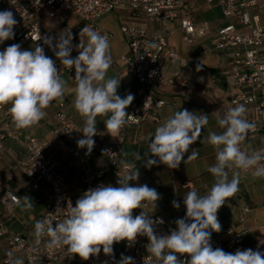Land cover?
Returning a JSON list of instances; mask_svg holds the SVG:
<instances>
[{"label": "clouds", "instance_id": "1", "mask_svg": "<svg viewBox=\"0 0 264 264\" xmlns=\"http://www.w3.org/2000/svg\"><path fill=\"white\" fill-rule=\"evenodd\" d=\"M10 10L0 11V44L14 39V27L17 24ZM64 30L53 44L52 37H41L43 43L54 51L63 66L75 70V102L77 112L84 117L83 138L77 141L78 148H86L88 153L94 148L93 137L97 134V117L104 120L105 129L112 137H118L120 130L134 117L126 109L133 103L134 94L121 98L117 94L121 79L108 78L107 72L112 65L110 44L107 35H101L85 26L80 31V42L75 46L78 55L73 58L72 34ZM87 37V43L82 37ZM156 47L155 44L150 45ZM197 71L201 66L197 65ZM68 91L67 82L61 77L55 61L45 55L39 44L34 50H23L20 44H12L0 51V106L11 104L9 112L12 123L17 129H28L39 124L45 117V109L54 100H62ZM247 108L240 104L228 109L223 118L217 119L222 132H209L201 143L212 145L216 149V163L208 171L215 178L210 190L200 195L196 190L184 195L186 214L175 221L176 227L168 234H156L155 225L162 220H153L145 207H156L160 194L148 185L132 186L129 181L139 179V171L129 172L117 179L118 186L99 185L89 188L71 205L66 218L55 227L51 222L37 221L35 235L37 239L44 235L50 237V248H65L72 255H78L87 261L98 256L101 249L105 256H113V245L127 241L131 247L138 236H146L149 243L147 252L160 264H264V252L259 250H239L225 252L210 243L211 229L221 231L218 210L239 190L240 172L253 170L257 178H264V149L242 150L249 131L255 130V124L245 118ZM208 124V115L179 110L156 128L148 142V153L157 159L146 158V167L164 164L176 169L181 162L195 160L199 152L193 149L184 160L185 154L201 136V130ZM141 157L137 153V160ZM122 163H124L122 161ZM127 168V164H124ZM227 169V170H226ZM25 196V200L27 201ZM174 208L180 203L172 201ZM25 210L32 204L26 203ZM143 209L133 216V210ZM187 254V261L178 259ZM9 264H24L22 258H14L8 252ZM118 264H135L133 257L121 256Z\"/></svg>", "mask_w": 264, "mask_h": 264}, {"label": "crops", "instance_id": "2", "mask_svg": "<svg viewBox=\"0 0 264 264\" xmlns=\"http://www.w3.org/2000/svg\"><path fill=\"white\" fill-rule=\"evenodd\" d=\"M261 7L260 22L264 24V0H256ZM252 13L256 12L251 8ZM187 16L197 23L206 22L207 29L200 37L194 38L190 43L182 39L183 30L179 21L175 20L169 23L166 37L168 45L179 55V63L171 66L175 69L179 64L182 72L192 80L191 89H184L178 84L168 86H158L154 88V93L165 100L162 109V122H145L137 126H130L126 129L123 139L112 137L105 129L104 120L107 117H97V134L93 137L95 145L91 153L86 148L76 147L71 150L76 140L83 138L82 128L84 126V117H82L74 107L75 102V70L73 73L60 71L61 77L67 82L68 91L64 96L63 110L72 118L75 128L70 135L61 136L56 133L58 126L56 104H51L45 109L46 115L38 125L28 129H17L9 116L11 104L4 105L0 109V196L5 189L16 194L19 198L18 204L11 210L6 209L0 203V231L6 234L25 235L33 232V227L37 221H40L47 198L50 196V190L43 185L34 187L32 181L25 173L15 167V163L25 157L26 150L24 136L34 137L43 147V152L50 157L57 169L62 172L66 180L70 183L73 194H79L83 187V171L86 167L103 168L106 166L104 157L97 149V142L101 145H112L122 143L121 160L134 164L133 171H139V179L129 181L132 186L148 185L154 188L160 194V199L156 202V207L148 205L145 211L151 216H158L166 223L175 222L181 215L186 214V208L183 200L184 195L191 190H196L198 194H206L215 183V178L208 171L209 166L216 163V149L207 143H201L206 140L209 132L220 133L223 131L217 123L218 117L221 118L220 109L227 106L231 96L238 92L231 79L232 50L230 48H216L212 42V36L217 27L223 22L221 8L216 0L208 3L206 0H192ZM141 18L134 17L124 10H113L104 13L99 24L102 28L111 31L113 36L109 39L112 64L126 52L123 35L120 26L123 23L141 21ZM14 32L23 26V23L17 20ZM49 37L53 38V43L59 38V34L67 30L65 34H72L73 51L71 56L75 58L79 53L75 46L79 44L80 31L87 24L80 21L76 16L71 15L68 19L61 17H46L42 22ZM87 43V37H82ZM31 42L23 46V50H34ZM202 50H206L203 53ZM197 65H205L206 70L197 71ZM74 69V68H73ZM121 79L117 94L126 97L125 81L126 76L120 67L113 68L112 65L107 72L106 79ZM128 109V108H127ZM126 109V110H127ZM187 109L197 114L208 115V124L201 130V136L190 146L189 152L185 154L184 160L193 149L199 152L195 160L184 163L183 161L176 169H169L164 164H158L147 168L145 154L147 158L157 159L148 153V142L150 136H153L155 130L166 118L172 116L179 110ZM251 116V111H247ZM16 134L18 138L13 139L9 134ZM242 150L249 154L253 151L264 149V134L255 133L247 136L241 144ZM137 153L141 159L137 160ZM87 156L90 158L87 159ZM227 170V169H226ZM232 172H240V184L238 192L232 196L218 210L217 217L221 224V231L214 232L211 229L210 242L225 252L235 253L237 249H252L264 252V178H257L253 171L244 172L240 169H231ZM127 175V174H125ZM123 175V176H125ZM122 176V177H123ZM25 196L28 197L27 201ZM180 203L179 209L172 205V201ZM31 203V209L25 210V204ZM247 206L248 211L242 212L243 207ZM143 209L133 210V216L139 215ZM230 226L237 235H227L224 228ZM36 236V235H34ZM0 236V263L8 257L7 253L12 252L14 258H22V251L12 249L6 238ZM146 236H138L144 239ZM122 241L114 243L115 257L118 261L122 256ZM101 252L103 250L101 249Z\"/></svg>", "mask_w": 264, "mask_h": 264}, {"label": "built area", "instance_id": "3", "mask_svg": "<svg viewBox=\"0 0 264 264\" xmlns=\"http://www.w3.org/2000/svg\"><path fill=\"white\" fill-rule=\"evenodd\" d=\"M192 0H0V11L10 10L16 20L23 26L15 31L14 39L6 40L0 44V51L12 44H24L31 42L34 47L38 44L44 48L45 55L51 57L60 71L73 73L74 69H68L56 58L54 51L43 43L40 36L49 37L44 30L42 22L46 17H61L68 19L76 16L88 27L107 35L108 40L113 36L111 31L101 27L100 17L113 10H124L130 15L141 18V21L123 23L120 31L123 35L126 52L113 64V68L120 67L126 76V93L134 94L133 103L126 110L134 116L120 130L119 137L124 138L126 129L151 121L162 122V109L165 100L154 93L158 86L178 84L184 89H191L193 82L181 70V65L175 69L171 66L179 63L178 53L167 42V29L170 22L178 20L183 30L182 39L190 43L194 38L200 37L207 29V23H197L187 16ZM212 3L214 0H206ZM221 8L223 22L212 36V42L216 48H230L232 50L231 79L238 92L234 93L227 106L220 109L221 118L228 109L243 104L252 115L245 118L255 124V130L249 131L248 136L255 133L264 134V24L260 22L261 7L256 0H216ZM251 8L256 12L252 13ZM80 38H78V41ZM55 44V43H53ZM155 44L156 47L150 45ZM206 53V50H202ZM201 70H206L205 65H200ZM58 107V126L56 133L67 136L72 133L75 123L63 110L64 99L54 100ZM3 106H0L2 109ZM12 121V117L9 116ZM16 139L18 135L9 134ZM6 136H0L4 139ZM25 157L15 163V167L21 169L32 181L34 187L46 186L50 190V196L45 203L44 213L40 221L51 222L53 227L62 222L69 214L71 205L89 188L109 185L116 187L117 179L133 172L134 164L122 163V143L101 145L97 142L106 166L103 168L86 167L83 171V187L79 194H73L70 183L62 172L55 166L54 161L46 156L39 142L29 135L24 138ZM76 140L71 147L77 146ZM262 150V149H261ZM90 157L87 156V159ZM264 163V161H261ZM127 164V168L124 166ZM253 170H249L250 172ZM245 172V171H244ZM16 194L5 189L0 196V203L8 210L18 204ZM245 206L242 212H247ZM181 215L179 218H183ZM153 220H161L158 216H151ZM176 227L175 222L156 224V234H168ZM33 232L25 235L6 234L0 231V236H6V240L12 249L22 251L24 264H118L113 248V256H105L101 252L98 256L90 257L87 261L78 255H72L65 248H50V237L47 235L37 239L35 227ZM227 235L235 236L237 233L232 227L224 228ZM122 255L133 257L135 264H160L151 253L147 252L148 238H137L129 247L127 241H122ZM215 249L214 243L210 242ZM178 259L187 261V254L179 255ZM1 264H9L6 257Z\"/></svg>", "mask_w": 264, "mask_h": 264}, {"label": "rangeland", "instance_id": "4", "mask_svg": "<svg viewBox=\"0 0 264 264\" xmlns=\"http://www.w3.org/2000/svg\"><path fill=\"white\" fill-rule=\"evenodd\" d=\"M43 28H44V30L46 31L45 27H43ZM34 227H35V225H34ZM34 227H33V228H34Z\"/></svg>", "mask_w": 264, "mask_h": 264}, {"label": "trees", "instance_id": "5", "mask_svg": "<svg viewBox=\"0 0 264 264\" xmlns=\"http://www.w3.org/2000/svg\"><path fill=\"white\" fill-rule=\"evenodd\" d=\"M1 264V263H0Z\"/></svg>", "mask_w": 264, "mask_h": 264}]
</instances>
